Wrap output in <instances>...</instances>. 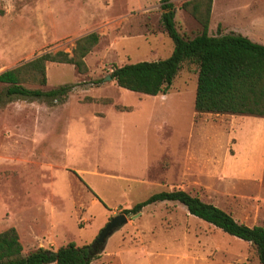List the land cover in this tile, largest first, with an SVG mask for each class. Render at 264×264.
<instances>
[{
  "label": "rangeland",
  "instance_id": "obj_1",
  "mask_svg": "<svg viewBox=\"0 0 264 264\" xmlns=\"http://www.w3.org/2000/svg\"><path fill=\"white\" fill-rule=\"evenodd\" d=\"M171 1L178 32L195 38L202 28L181 9L189 0ZM162 13L158 0H0V74L47 52L72 54L79 38L100 36L86 73L48 63L47 84L26 85H72L63 103L8 98L0 84V233L15 228L25 255L92 245L111 219L160 192H187L264 227V180L225 171L230 159L244 175L256 160L223 158L234 154L235 127L246 119L196 112L195 64L183 65L166 95L106 80L114 66L172 54ZM218 33L264 44V0H214L210 35ZM127 217L92 264H261L250 243L179 203Z\"/></svg>",
  "mask_w": 264,
  "mask_h": 264
},
{
  "label": "trees",
  "instance_id": "obj_2",
  "mask_svg": "<svg viewBox=\"0 0 264 264\" xmlns=\"http://www.w3.org/2000/svg\"><path fill=\"white\" fill-rule=\"evenodd\" d=\"M158 1L163 11V25L174 44L173 52L164 60L114 66L110 76L117 86L143 95H166L183 65L190 62L198 67L197 113L264 118V44L234 33L210 35L214 0H189L182 4L181 9L187 11L202 28L195 38H186L176 28V11L172 1ZM99 42V34L90 33L75 42L72 54L47 52L1 73L0 84L7 86L5 95L32 101L46 100L51 104L55 101L63 103L72 92V85L51 91L32 89L26 85L45 86L48 63L73 65L78 73H86L85 58ZM164 202L179 203L190 215L250 243L260 263L264 264L263 226L241 224L222 209L187 192L156 193L123 213L138 215L145 208ZM93 245L79 247L70 242L55 252L39 249L25 255L17 230L10 228L0 233V264H92L102 252Z\"/></svg>",
  "mask_w": 264,
  "mask_h": 264
},
{
  "label": "crops",
  "instance_id": "obj_3",
  "mask_svg": "<svg viewBox=\"0 0 264 264\" xmlns=\"http://www.w3.org/2000/svg\"><path fill=\"white\" fill-rule=\"evenodd\" d=\"M243 118L246 120L241 122L242 126L235 127L234 154L228 156L224 155L223 158H242L243 155V158H256V160H252L254 161L253 164L247 167V173H244V175L243 173H241L242 175H239L236 172V167L229 165V162L232 161L230 159L227 162L225 171H227L229 176L235 178L264 180V118L250 117L254 120H250L248 116H244ZM243 135L244 137L246 135L247 138L244 140V143H240L238 138L239 136L242 137ZM238 145H240L239 149L237 148ZM249 169L251 170V173Z\"/></svg>",
  "mask_w": 264,
  "mask_h": 264
},
{
  "label": "water",
  "instance_id": "obj_4",
  "mask_svg": "<svg viewBox=\"0 0 264 264\" xmlns=\"http://www.w3.org/2000/svg\"><path fill=\"white\" fill-rule=\"evenodd\" d=\"M106 80H113L111 76H108ZM128 222V217L125 214L119 215L111 219L106 227L99 234L93 247L98 250H103L107 239L119 228L123 227ZM53 254V253H52Z\"/></svg>",
  "mask_w": 264,
  "mask_h": 264
}]
</instances>
